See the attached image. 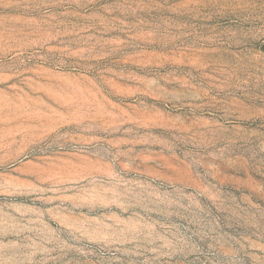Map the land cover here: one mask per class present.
<instances>
[{
  "label": "rangeland",
  "instance_id": "obj_1",
  "mask_svg": "<svg viewBox=\"0 0 264 264\" xmlns=\"http://www.w3.org/2000/svg\"><path fill=\"white\" fill-rule=\"evenodd\" d=\"M0 264H264V0H0Z\"/></svg>",
  "mask_w": 264,
  "mask_h": 264
}]
</instances>
